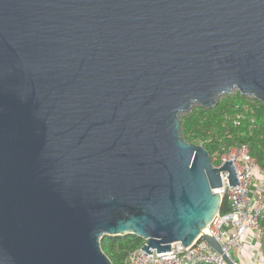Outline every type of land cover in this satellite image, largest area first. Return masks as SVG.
Returning <instances> with one entry per match:
<instances>
[{
	"label": "water",
	"instance_id": "water-1",
	"mask_svg": "<svg viewBox=\"0 0 264 264\" xmlns=\"http://www.w3.org/2000/svg\"><path fill=\"white\" fill-rule=\"evenodd\" d=\"M264 105V0H0V264H112L106 236L191 246L221 171L180 119Z\"/></svg>",
	"mask_w": 264,
	"mask_h": 264
},
{
	"label": "built area",
	"instance_id": "built-area-1",
	"mask_svg": "<svg viewBox=\"0 0 264 264\" xmlns=\"http://www.w3.org/2000/svg\"><path fill=\"white\" fill-rule=\"evenodd\" d=\"M215 167L231 160L238 185H230L228 172L221 171V187L216 188L227 210L218 212L205 233L219 245L220 252L200 236L191 246L171 244L167 252L147 253L141 247L124 264H241L233 259L235 249H242L245 235L255 232L261 239V261L264 264V168L251 155L248 144L231 146L215 156ZM256 260V258H253Z\"/></svg>",
	"mask_w": 264,
	"mask_h": 264
},
{
	"label": "trees",
	"instance_id": "trees-1",
	"mask_svg": "<svg viewBox=\"0 0 264 264\" xmlns=\"http://www.w3.org/2000/svg\"><path fill=\"white\" fill-rule=\"evenodd\" d=\"M180 125L183 138L201 144L213 165L216 164L215 156L226 148L248 144L251 155L264 168V105L258 100L234 91L224 95L213 108L194 106L191 112L181 116ZM226 210L223 201L220 212ZM142 244L143 239L132 234L106 236L101 241V247L112 264H124Z\"/></svg>",
	"mask_w": 264,
	"mask_h": 264
},
{
	"label": "crops",
	"instance_id": "crops-1",
	"mask_svg": "<svg viewBox=\"0 0 264 264\" xmlns=\"http://www.w3.org/2000/svg\"><path fill=\"white\" fill-rule=\"evenodd\" d=\"M261 255V239L255 232L245 235L242 249H235L232 253L233 259L241 264H263Z\"/></svg>",
	"mask_w": 264,
	"mask_h": 264
}]
</instances>
